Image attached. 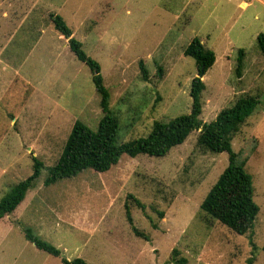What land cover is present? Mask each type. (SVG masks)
<instances>
[{"label":"rangeland","instance_id":"374dc122","mask_svg":"<svg viewBox=\"0 0 264 264\" xmlns=\"http://www.w3.org/2000/svg\"><path fill=\"white\" fill-rule=\"evenodd\" d=\"M51 12L98 62L118 119L117 143L146 136L154 120L190 111L197 71L183 50L195 36L215 55L201 76V122L241 95L258 96L231 138L258 206L249 231L237 234L199 208L227 153L198 148L196 130L162 156L122 154L106 171L85 168L44 184L74 121L95 129L102 115L91 71L50 24ZM27 15L38 27H31L32 39L14 44L21 64L0 62V197L30 175L32 155L42 166L23 200L0 217V264H62L61 257L89 264H264V54L257 41L264 0H0L4 57L13 45L5 25L10 30L13 23L18 37ZM25 228L59 256L36 248Z\"/></svg>","mask_w":264,"mask_h":264},{"label":"trees","instance_id":"16d2710c","mask_svg":"<svg viewBox=\"0 0 264 264\" xmlns=\"http://www.w3.org/2000/svg\"><path fill=\"white\" fill-rule=\"evenodd\" d=\"M48 19L53 28L67 38L68 48L75 57L90 69L91 80L100 96L102 115L95 129H91L79 119L74 121L56 162L47 167L44 184H53L55 181L75 175L85 168L99 172L106 171L117 163L122 154L130 157L139 153L162 156L170 148L181 144L192 131L196 130L198 148L212 153L223 151L227 153V165L205 194L199 208L209 217L218 220L237 234L249 231L253 226L258 206L252 198L251 176L244 169L245 160H239L237 153L232 150L231 138L253 112L259 102L258 96L241 95L229 107L221 109L212 120L201 122L199 119L200 93L204 87L201 76L213 64L215 55L195 36L183 50L184 55L194 59L197 71V75L190 81V111L178 114L166 121L154 120L146 136L117 143L118 119L109 108V91L104 85L98 62L83 51L80 41L74 38L72 30L59 14L51 12ZM35 31L30 30L29 38L32 39V36L37 35ZM257 41L260 51L264 54V35L262 33L257 36ZM243 52L242 49L237 50V73L242 67ZM140 68L143 76L146 77V69L141 62ZM157 75H161V67H158ZM31 160L32 172L30 175L16 182L0 197V217L11 213L17 207L25 193L33 187L34 180L39 176L42 162L33 155ZM129 197L131 196L129 195ZM133 200L137 206L143 208V204L137 198L133 197ZM125 207L127 219L131 222L127 203H125ZM158 214L161 216L162 212H158ZM152 225L156 227V224ZM133 231L137 235L145 237L141 231L134 227ZM24 235L36 248L50 255L59 256L58 248L35 236L30 228H25ZM262 249L264 251V244ZM60 261L62 264H89L81 257L72 259L61 257Z\"/></svg>","mask_w":264,"mask_h":264},{"label":"crops","instance_id":"0c3cea01","mask_svg":"<svg viewBox=\"0 0 264 264\" xmlns=\"http://www.w3.org/2000/svg\"><path fill=\"white\" fill-rule=\"evenodd\" d=\"M6 1L7 0H3V2H6ZM8 15H9L8 13L6 14V10H3L2 11V17H7ZM28 15L25 18L26 20H23V22H21V26H20V31L18 33V37H17V33H13V30H12L14 28L13 23L11 25V29L10 30H8L7 29V25H5V28L4 29H6L8 31L7 34L9 36V39L7 41L8 44H9V40H11V42H12L13 45L16 44V45L20 46L21 45V42L20 41H25L27 38H29V34H30L31 27L33 29H36L38 27V26L36 27L34 25L33 26L29 25V23H28V21H29ZM9 20H11V19H9ZM0 34H1V30H0ZM13 45H12V47L10 49L11 52L9 54H7L5 57L1 53L2 51H0V62L2 64H6L8 62L16 63L18 66L21 64L22 61L21 62L18 61V60H20L19 57L18 56H16V58L14 57L15 54H17V52H19V50L17 48H15V45H14V49H13ZM1 46H4V44L1 45ZM6 47H7V44H6V46L4 48H6ZM16 61H18V62H16Z\"/></svg>","mask_w":264,"mask_h":264}]
</instances>
